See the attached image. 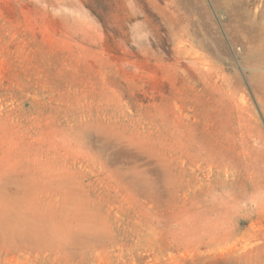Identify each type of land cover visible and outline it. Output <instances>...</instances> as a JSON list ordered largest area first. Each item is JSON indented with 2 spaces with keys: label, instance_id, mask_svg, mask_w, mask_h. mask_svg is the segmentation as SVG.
<instances>
[{
  "label": "rangeland",
  "instance_id": "1",
  "mask_svg": "<svg viewBox=\"0 0 264 264\" xmlns=\"http://www.w3.org/2000/svg\"><path fill=\"white\" fill-rule=\"evenodd\" d=\"M261 38L264 0H0V264H264Z\"/></svg>",
  "mask_w": 264,
  "mask_h": 264
},
{
  "label": "bare ground",
  "instance_id": "2",
  "mask_svg": "<svg viewBox=\"0 0 264 264\" xmlns=\"http://www.w3.org/2000/svg\"><path fill=\"white\" fill-rule=\"evenodd\" d=\"M257 41L259 48H257L256 50V59H258L256 63V72H257L256 81L258 84V89L262 92L264 90V73H263L264 67H263V63L260 62V58H262V56L264 55V40L261 38L258 39Z\"/></svg>",
  "mask_w": 264,
  "mask_h": 264
}]
</instances>
